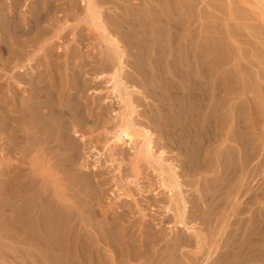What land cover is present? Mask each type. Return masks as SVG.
Segmentation results:
<instances>
[{"label":"rangeland","instance_id":"374dc122","mask_svg":"<svg viewBox=\"0 0 264 264\" xmlns=\"http://www.w3.org/2000/svg\"><path fill=\"white\" fill-rule=\"evenodd\" d=\"M5 1L9 3V0ZM51 2H53L52 8L58 6L56 12L53 13L55 9H52L51 13L53 14L50 13V20L43 24L48 27L44 37L39 38V40L36 39L35 42L32 36L23 38L31 45V49H34L38 54L33 57L34 74H40L46 76V78L52 74L55 76L60 74L56 76V81L59 87L63 84L66 92L76 81V75L78 77L76 78L77 81L80 82L79 79L81 80L79 84L80 87L83 85V89L79 93V99L85 108L82 113L83 116L80 119L73 113L69 114L70 117L68 116V121H71L70 128H72L68 130V137L71 136L70 139L75 138L72 140H77L79 144V150L76 152L77 161L72 172L57 170L56 165L59 164L57 156L52 155L51 152H37L39 158V160L37 158V167H44L43 169L39 167L38 170L42 173L46 169V173L43 172V174L47 177L48 182L46 181L47 184H45L42 177L36 176L35 178V174H32V164L36 152H21V150L5 152L7 146L0 139V182L3 179V172L10 171V175H14L17 179L18 184L16 185L21 186V188L14 187L16 189V201L15 199L10 200L9 212L7 211L4 215L1 209L3 196L0 183V264H34L32 248L28 247L27 251V249L19 248L16 243L17 239L20 238L16 233L17 224L21 218L20 214L26 211L30 201V196L27 191L25 192V188H28L34 182L39 185L40 189L38 188V191L43 190L47 185L48 192L46 194L50 197L53 195L54 187L63 188L65 195L67 194L66 197L73 201L69 203V206L73 207L74 213L76 212V215L80 214V217L83 215L87 217L88 213L83 214L81 210L76 208V203L88 202L91 206L90 209L96 208L97 213L99 211V216L93 219L96 225L107 219L117 222V227L120 230L118 228H116L117 230L114 229L113 233L115 232V235H118L120 231L121 233L124 232L123 229L126 227L125 230L130 233V236L139 237L138 241L148 239L149 235L154 238L157 237L156 247L154 248L157 251L163 250L162 254L159 253L161 255L154 264H204L208 260L207 263H212L219 256H224L223 259L225 258L224 260L229 262L234 258V252H236V249L238 250V246H242L243 252H246L245 254L248 256V260L245 259L243 264H264V0H96L100 9V19L110 35L118 37L117 39L120 38L122 41L119 40L125 46V39L123 38L125 36L118 28L119 24L124 23L123 17L128 21V24L130 23L127 24V30L131 29V35H135L134 42L136 44L129 42L133 47L130 45L125 47L127 58L125 60V74L123 75L124 80L126 78V86L131 93L132 101L136 105L137 114H134L132 118L140 126L149 127L148 129L153 131L155 144H157L154 152H163L162 168L169 174L175 172L179 178L180 189H173L172 191L164 190L161 186L159 176L161 170L158 169L160 165L156 161L141 159V163L139 162L141 168L135 169V155L139 139L136 143L137 146L128 143L114 144L113 132H115L119 121V112L123 111L125 107L118 97L111 96L108 90L109 84L107 81L116 67L117 59L112 46L105 41L102 30L97 26L99 23L88 16V11L82 0H56V4L54 1ZM170 13H173V16ZM99 14L96 13V17H99ZM132 37L130 36L131 39H133ZM43 38H47L48 43L43 50L38 51ZM136 45L139 46L135 49ZM195 59L204 60L205 64H208L206 67L211 69L210 71L215 70L216 63L220 60H228L224 70L225 73H229L231 80L234 81L235 79L238 82L240 87L237 92L247 90L246 95L237 100L232 99L234 95H229L230 102L228 106H232V108L247 106L251 99L250 102L255 103L257 108L256 114H258V117L256 114L255 117H257L258 129L256 128L251 133V137L258 152H250L252 160L248 161L246 153L240 152V148L236 144L230 143L237 150L235 152L237 160L235 159V161L238 166L235 174H233L234 172L232 174H230L231 172L228 173L226 166L223 165L224 161L229 163V166L232 163L229 152L227 150L218 152V147H215L216 144L213 141L210 146H205L207 150H211L208 156L209 159L206 160L209 162L205 163L207 166L201 168L202 171L192 172L194 165L192 162V164L188 162L190 159L186 156L182 144L184 139L178 140V135L182 136V126L180 125L183 115H181V110L183 112L184 109L187 110L188 104H186L187 100L184 95V85L175 76H172V71L186 70L190 62ZM189 67L194 68L191 65ZM1 68L2 63L0 62V73H2ZM140 68L142 70H139ZM229 69H232L230 71L232 73L229 72ZM143 70L145 71L143 72ZM233 76H235L234 79ZM216 77H219V80L221 78L220 75ZM161 80H164V82H161ZM167 82L174 86L169 85ZM167 85L170 86V90ZM0 87L3 88V90L2 88L0 90L1 101L6 87L5 84ZM172 87H177V90L174 89L176 92H173V95L170 92ZM255 94L261 98L257 97L255 99ZM173 97L174 100L177 99L175 102H173ZM183 98L184 100H182ZM183 102L186 105H183ZM179 105L181 109H179ZM178 114L181 115L182 119L179 120ZM71 115L75 117H71ZM245 116H247V113H245ZM75 128L81 129L75 132ZM4 148L6 149L4 150ZM221 163L222 165H220ZM183 166L186 168L184 169ZM229 166L227 168H230ZM205 167L208 170L204 169ZM48 170L49 172H47ZM83 172L91 175L88 180L91 185H84L83 180H79L82 178L76 181L77 184L75 182L76 186L73 185L74 175H80ZM190 172L192 173L190 174ZM17 173L20 175H17ZM67 173L74 175L70 174L72 176H69ZM223 174L224 176H222ZM228 174L231 176L229 177ZM164 175L169 179V175L166 173ZM219 177L222 178L218 179ZM223 180L225 181L223 182ZM217 183L222 188L219 189L216 207L212 209L209 201L205 200L204 196L207 194V189L212 187L210 185ZM69 185L70 187H68ZM86 185L88 187H85ZM84 190L86 191L84 192ZM32 195L31 200L33 201L34 192ZM185 204L187 205L186 224L194 227V232L187 231L185 226L175 223ZM196 205L198 208L194 211ZM167 207L170 208L169 212L166 210ZM232 214L235 216H232ZM8 217L10 218L8 219ZM2 218L6 221H4V224ZM64 218L67 220L69 217L65 215ZM7 222H9L7 226L10 227L3 230L2 226L4 227ZM224 224L228 225L224 226ZM41 225L43 226L31 231H37L36 234L32 236L29 233L30 235L27 236L26 241H30L32 237L42 238V241L46 240L49 243L55 241V237L50 235L47 226L45 224ZM151 226L153 229L150 232L156 231L153 234L149 232ZM154 226L157 227L154 228ZM97 229L91 230L95 236L100 235L102 238L103 235L106 237V232H100ZM147 230L149 234H146ZM162 235H166L165 238ZM177 235L180 237H177ZM29 237L30 239H28ZM100 245L104 252L114 253L115 255L114 249L112 250L108 244L105 245V242L101 241ZM216 246H220L217 251ZM223 250H227V252L220 253ZM247 253L249 254L247 255ZM51 255L50 263L53 262L54 264V261H56V264H58V257L54 258L55 255ZM164 256L167 258L164 259ZM138 262L135 261L134 264H138Z\"/></svg>","mask_w":264,"mask_h":264},{"label":"bare ground","instance_id":"6f19581e","mask_svg":"<svg viewBox=\"0 0 264 264\" xmlns=\"http://www.w3.org/2000/svg\"><path fill=\"white\" fill-rule=\"evenodd\" d=\"M51 1L55 2L56 0H33V1L32 0L31 1L30 0H11V1L9 0V3H7L8 1L0 0V62L2 63V68H1L2 73H0V86L5 84V87H6V90L3 91L4 97L0 101V139L3 140L4 144L7 146L6 147L7 150H5L6 148H4L5 152L6 151L7 152H14L15 150L16 151L21 150V152H30V153L36 152V154H35L36 157H35L34 161L32 160L33 161L32 174H35V178H36V176L42 177L43 180H45V181H43L45 184H47V182H48L47 177L44 176V174H43V172H45L46 169L42 173H41V171L38 170L40 166L37 167V165H38V162H37L38 153L37 152H42V153L43 152H51L52 155L54 154L55 156L58 157L57 161H59V164L56 165L57 170H64V171L72 172L73 166L77 161L76 160L77 159L76 152H78V150H79V144H78L77 140H72L75 138L70 139L71 136H70V138L68 137L69 136L68 130L72 129V128H70L71 127L70 126L71 121L70 122L68 121V116L70 113H73V114H75V116H78L80 119V118H82L81 117V116H83L82 113L85 110L83 104L81 103V101L79 99V93L82 91L83 85H82V87H80L81 85L79 83L81 82V80L79 79L80 82L77 81V79H76V78H78L77 75L75 78L76 81L72 84L70 89L68 88L69 89L68 91H70V92H68V91L66 92V91H64L63 84H61L62 86L59 87L58 83L56 81V79H57L56 76H58L60 74H58L56 76L54 74H52L48 78H46V76H43L40 74H38V75L34 74L35 70L32 66L33 65V57L37 53L34 49H31V45H29L27 43V40L24 38H26L25 36H32L33 41L35 42V41H37L36 39L39 40V38L44 37V33L47 32L46 28H48V27L43 25V24L46 21L48 22V20H50V18H49L50 15L53 14L54 12H56V7L58 6L57 5V6H55V8H52L53 2H51ZM82 2L85 5L86 10L88 11V14H89L88 16L91 17V19L93 21L99 23V25H97V26L99 27V29L102 30L103 37H104L105 41L109 45L112 46L113 51L115 52V57L117 59L116 67H115L114 71L112 72V74H110V77L108 78V81H107V83L109 84L108 90H109V93L111 96L114 95V96L118 97L120 102L124 105L125 109L123 111L119 112V117H118L119 121L117 123L115 132H113L114 133V135H113L114 144L118 145V144L128 143L130 145H132V144L136 145V143L139 139L140 141L138 143V149H137V152L135 155V161H136L135 162V169L138 170L139 168H141L140 164H139V162L141 163V159H144L146 161L154 160L160 165V167L158 169L161 170V173H159V176H160V183H161V186L163 187V189L164 190L168 189L167 191H172L173 189H180L181 183H180V180L177 177L176 173L174 172L173 174H169L168 172H166L162 168L163 152H159V153L154 152L155 145L157 146V144H155V135H154L153 131L148 129L149 127L146 128V127L140 126L139 124L134 122V120L132 118L134 114H137L136 105L132 101L131 93L129 92L128 87L126 86V81H125L126 78L124 80V77H123V75L125 74L124 71H125V67H126L125 66V60L127 58V51H126L125 47L130 45L129 42L135 43L134 42L135 41L134 40L135 35L134 36L131 35L132 34V32L130 33L131 29L127 30V26L130 23L128 24V21L123 17L122 20H124V23L119 24V27H118V28H120L119 31L124 34L123 36H125V37H123L121 35L125 39L124 40L125 46H124V44H122V42H121L122 40L119 38L121 40L120 41L119 39H117L118 37H114V35H110L108 30L104 26L103 21L100 19L101 18L100 14H99L100 9L98 8V5H97L98 2H96V0H82ZM55 4H56V2H55ZM75 4H76V2H75ZM52 9H55V11L53 10V13H51ZM96 13L99 14V17H96ZM123 14H127V13H123ZM116 23L118 24V22H116ZM49 31H50V29H49ZM129 33H130V35H129ZM130 36L131 37L133 36L132 37L133 39H131ZM47 40H48L47 38H43V40L41 41V45L38 47V51H41L44 49L45 45L48 43ZM31 44H34V43L31 42ZM219 44H220V42H219ZM34 46H35V44H34ZM130 46L133 47V45H130ZM138 46L139 45H136L135 49ZM216 46H218V45H216ZM210 47L212 48L213 46H210ZM190 50H192V49H190ZM213 50L216 51L218 49H213ZM59 52H60V46H59ZM211 52H212V50H211ZM198 54H199V52H198ZM151 55H152V53H151ZM218 58H219V55H218ZM226 61H228V60H226ZM226 61L220 60L219 62H217L214 71H210L211 69L210 68L208 69L206 67V65H208V64H205L206 62L204 60H200V59H197V60L195 59L192 63L190 62V65L194 66V68H191V67H189L190 65L189 66L187 65L188 66V68L186 67L187 69L184 67L186 70H180V69L174 70V69H172V70H174V71H172V74H173L172 76H175L184 85V95H185L186 100H187L186 104H188L187 105L188 111L184 109V112L187 111V112H185L186 114L183 112V110H181V113H182L181 115H183L182 116L183 119L180 117L181 115L178 114L179 120L182 119V121H181L182 123L180 125V126H182V130H181L182 136L178 135L179 136L178 140L184 139V142L182 143V141H181V143L184 145L186 156L190 159V161H188V160H186V161H188L190 164L193 163L194 169H192L193 170L192 172H194V173L197 170L199 172V170H201V168H203L204 166H207V164H205V163L209 162V161L207 162L206 160H207L211 150H207L205 148V146L206 145L210 146L211 145L210 143L212 141H213V143L216 144L215 147H218V152H224L223 150H227V152H229V155H230L229 158H230V161H232V163L229 166L228 165L229 163L224 161L226 163V165L224 164V162H223V165L226 166V171L228 173L231 172L230 174H232V172H234L233 174H235L236 170H237V166H238L237 165L238 163H236V161H235V159H236L235 152H237V150L230 143L236 144L240 148V152L246 153V155H247L246 158L248 159V161L251 159L250 152H256L257 151V147L253 144L252 137H251V133L254 130H256V128L258 129V127H257L258 123L256 121V119L258 117V114H256L257 108L255 107V103L250 102L251 99L247 103V106H237L236 108H232V106L231 107L228 106V104L230 102L229 95H234L232 99L237 100L238 98L243 97V95H246L247 90L244 89L242 92H240V91L237 92L238 88L240 86L238 85V82L234 79L235 76H233V79H234V81H233L229 78V76H230V75H228L229 73H227V72L225 73L224 66H227V64H228V63H226ZM141 68H143V67H141ZM141 68L139 70H142ZM231 70L229 69V72ZM144 71L145 70H143V72ZM230 73H232V72H230ZM219 75L221 76L220 80L222 79L223 81L222 80L221 81L223 83L218 79L219 77H216ZM162 76H163V74H162ZM228 80H231V81H228ZM161 82H164V80H161ZM171 82H173V81H171ZM174 82H176V81H174ZM169 85H171V84H169ZM171 86H174V85L172 84ZM175 86H177V85H175ZM169 87L170 86H168V88ZM1 88L2 87H0V90H1ZM176 88L172 87V89L170 91L172 93V95L174 94L173 92H176L174 90ZM2 90H3V88H2ZM164 90H166V89H164ZM169 90H170V88H169ZM175 94H177V93H175ZM157 96H159V95L157 94ZM176 96H175V98H176ZM254 97L256 99L259 96L257 94H255ZM180 98H182V97H180ZM259 98H261V97H259ZM134 99H135V97H134ZM157 99H159V98H157ZM176 100H174V97H173V102H175ZM182 100H184V98ZM157 101H159V100H157ZM255 101H257V100H255ZM159 102L161 103V101H159ZM179 102L181 105L180 100H179ZM184 102H183V105H186ZM168 103H169V101H168ZM165 104H166V102H165ZM237 104L239 105V103H237ZM180 105H179V107H180ZM183 105H182V109H183ZM179 109H181V107ZM245 113H247V116H245ZM255 114L257 115V117H255ZM169 115L171 116V114H169ZM72 116L73 115H71V117ZM75 116H73V117H75ZM168 119H170V118H168ZM179 123H180V121H179ZM173 124H175V123H173ZM80 127H81V125H80ZM168 128H171V127H168ZM79 130L77 128H75L74 131L78 132ZM169 130H172V129H169ZM177 137H175V138H177ZM174 141H176V140H174ZM179 141H178V143H179ZM175 144H176V142H175ZM183 145L180 144V146H182V147H183ZM182 151L184 152V150H182ZM226 153H224V154H226ZM183 156H185V155H183ZM38 160H39V158H38ZM226 161H228V160H226ZM219 163H220V161H219ZM51 164H52V161H51ZM220 165H222V163ZM228 166L230 168H227ZM45 167H47V166H45ZM48 167H50V166H48ZM40 168L43 169L44 167L43 168L40 167ZM95 168H96V166L94 167V169ZM185 168L186 167H184V169ZM204 169H207V168L205 167ZM49 170L47 172H49ZM12 172H15V171H12ZM192 172H190V174ZM165 173L167 175H169V179H167L165 177V175H164ZM12 174H14V173H12ZM18 174L19 173H17V175ZM67 174L69 176L74 175L72 173H67ZM70 174H72V175H70ZM134 175H135V173H134ZM90 176L91 175L85 174L84 172L81 173L80 175H74V180H73L72 184L76 186V184H77L76 181L79 178H82L79 180H83L84 185L85 184L91 185V183L88 181ZM222 176H224V174ZM230 176L231 175H229V177ZM220 178H222V177H219L218 179H220ZM52 179H54V178H52ZM225 180H223V182ZM71 181H72V179H71ZM75 182H76V184H75ZM0 183H1V187H2L1 193L3 196L2 197L3 203H2L1 209L3 211V214L6 215V212L10 208V207L8 208L10 200L15 199V197H16V189L14 187L17 186L16 184H18V183H17L16 177L14 175L13 176L10 175V171H6L5 173L3 172V179ZM196 183H197V181H196ZM220 184H223V183H220ZM128 185H129V183H128ZM208 185H210V184H208ZM210 186H212V187H209V189H207L208 190L207 194L204 197H205V200L207 199V201H209V205L212 206V209H213L216 207L217 196L220 192L219 189H221L222 187H220V185L218 183L214 184V185L211 184ZM18 187L19 186H17V188ZM46 187H48V186L46 185ZM46 187L43 188V190L38 191L37 189L39 188V185L37 182H34L32 185L28 186V188H25V192L27 191L29 196H30V201L28 204L29 207L27 206L26 211H23V213L20 214L21 218L19 220V223L17 224L18 226H17L16 233H17V235H19L20 238L17 239L16 243L19 245V248L27 249V251H28V247L32 248V258H33L34 264H49L51 261V259H50L52 256L51 254L55 255V257L53 256L54 258H56V256L58 257V259H57L58 264H134L135 261H139L138 264H154V262L162 254L161 253L163 250L162 248H161L162 249L161 251H157V249L154 248V247H156L155 244L157 242V237L154 238L151 235H149V236H151L150 238L148 236V239H143L142 241H138L139 237L138 238L133 237L132 234H131L132 236H130L129 235L130 233L126 232L127 230H125L126 227L123 229L124 232L121 233V231H120L118 233V235L117 234L115 235V232L113 233V230L114 229L117 230L116 228H118L116 221H114V220L112 221V220L107 219L103 223L96 225L93 222V219H96L97 216H99L98 215L99 211L97 213V210L95 207H94L95 209H90L89 207H91V206L89 205L88 202L87 203L82 202L81 204L76 203L77 209L81 210L83 212V214H85L86 212L88 213L87 217H84V215L80 217L79 216L80 214L76 215L75 214L76 212L74 213V211L72 209L73 207L69 206V203H71L73 201H72V199H68L66 197L67 194L65 195L63 188H60L59 186L54 187V189L52 188L53 189V195H52V197H50L48 194H46L48 192ZM68 187H70V185ZM85 187H88V186L86 185ZM19 188H21V186ZM86 190H84V192ZM149 190H151V189H149ZM33 192H34V199L32 201L31 196L33 197V195H32ZM151 192H152V190H151ZM157 194H159V193H157ZM180 194H182V193H180ZM23 195H25V194H23ZM183 199H184V197H183ZM15 201H16V199H15ZM79 201H81V200H79ZM197 205L195 207L192 206L195 208L194 211L198 208ZM206 205H207V203H206ZM186 209H187V205L185 204V206L181 209V212H180L179 216L177 217L178 219L175 223L182 225V226H185L187 231L194 232L195 228L190 227L186 224V220H185ZM24 210H25V208H24ZM166 210L169 212L170 208L167 207ZM198 210H200V209H198ZM104 212H105V210H104ZM65 215H67L69 217L67 220H65V218H64ZM233 215L234 214H232V216ZM144 216H146V215H144ZM9 218L10 217H8V219ZM197 218H198V216H197ZM6 219L7 218L5 217V220ZM5 220L3 219V224H4ZM11 221H13V220H11ZM8 223L9 222H7L6 225H4V227L2 226L3 230L8 229V227H10V226H7ZM41 224H45L47 226V229L51 233L50 235L55 237V241L53 243H49L46 240L42 241L41 240L42 238L38 239L39 237H32L31 239L29 237L28 239H30V241H28V240L26 241L27 236L30 235L29 233H31L32 236L34 234H36L37 231L36 232L34 231L35 233L31 232V231H33L35 228L38 229L39 226L42 227L43 225H41ZM225 225L227 226L228 224H224V226ZM218 226H219V224H218ZM155 227H157V226H154V228ZM97 228L99 229L100 232H106L105 233L106 237H104L103 235H102V238L100 235H99L100 238H99V236L98 237L95 236L91 230H96ZM43 229H41V230H43ZM121 229H122V227H121ZM152 229H153V227L149 228V232ZM14 230H16V229H14ZM5 231L7 232V230H5ZM45 231H47V230H45ZM149 232L147 230L146 234H149ZM155 232L153 231V233H155ZM150 233H152V232H150ZM39 236H40V233H39ZM48 236H49V234H48ZM162 236H164V235H162ZM165 236H164V238H165ZM177 237H180V236L177 235ZM184 238H185V235H184ZM234 238H235V236H234ZM234 238H233V240H234ZM159 239H160V237H159ZM101 241L105 242V245L108 244L112 248V250L114 249L115 255H114V253L109 254V253L104 252L101 249V245H100ZM185 241H186V239H185ZM170 246H171V244H170ZM167 247H169V246H167ZM218 247H220V246L215 247L216 251L218 250ZM221 248H223V246H221ZM237 248H238V250L236 249V252H234V256H233L234 258L232 257L233 259L229 262L228 261L226 262L224 260L225 258L223 259L224 256L223 257L221 256L222 258L219 256V257H216L215 260L212 261V263H207L209 261L208 260L204 264H243L244 263L243 261L245 259L248 260V256H246V254H245L246 252H243L242 246H238ZM248 248H250V247H248ZM229 249H231V248H229ZM166 251H167V249H166ZM214 251H215V249H214ZM216 251H215V253H216ZM225 252H227V250H223L220 253L224 254ZM159 253H161V254H159ZM168 253H170V252H168ZM248 254L249 253H247V255ZM165 257L166 256H164V259H165ZM162 258H163V256H162ZM220 258H221V260H220ZM251 261H253V260H251ZM54 262H55L54 264H56V261H54ZM51 263L53 264V262H51Z\"/></svg>","mask_w":264,"mask_h":264}]
</instances>
